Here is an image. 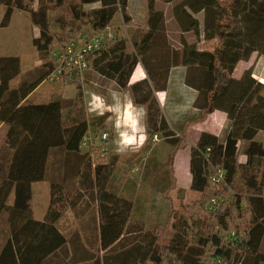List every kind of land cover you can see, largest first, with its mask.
I'll use <instances>...</instances> for the list:
<instances>
[{"label":"trees","instance_id":"16d2710c","mask_svg":"<svg viewBox=\"0 0 264 264\" xmlns=\"http://www.w3.org/2000/svg\"><path fill=\"white\" fill-rule=\"evenodd\" d=\"M82 1L102 4L91 12L92 26L96 30L106 28L119 7L125 9L127 5V0ZM21 2L0 0V6H7L4 23L10 20L14 8L22 6ZM185 6L205 13L204 31L213 39L210 51L202 53L209 59L212 76L209 87H199L186 79L199 91L195 105L204 117L219 109L225 111L230 120L225 137L204 132L192 148L191 189L202 193L201 199L194 202L195 207L190 212L180 211L173 205L168 220L150 230L134 229L131 223L133 202L111 188L116 171L114 164L94 165L90 154H81L88 121L77 119L65 126L61 99L47 103L23 102L47 78L54 63L50 62L51 70L45 78L10 90V81L20 72V59L3 56L0 57V121L9 129L6 150L0 149V221L6 220L8 231L0 248V264H50L52 260L61 264L64 261L60 262L61 253L67 255L68 244L73 246V240L69 241L57 225L67 206L78 217L84 215L83 208L89 211L93 207V216L97 217L93 232L98 229V235L96 245L88 243L89 248L81 247L80 254L73 249L69 262L64 261V264L84 261L87 264H259L264 261L261 252L264 163L255 168V162L264 158V145L255 140L264 129V95L261 93L264 83L252 76L251 69L239 79L233 77L241 60H248L254 52L264 54V0H187ZM149 9L151 28L145 41L164 24V14L154 12L151 5ZM187 14L191 16L190 11ZM39 25L41 37L36 42L41 50L51 44L53 33L47 23L40 21ZM138 62L136 56L125 53V42L120 40L98 51L90 65L125 87ZM68 80L73 81L68 78L64 84ZM242 141L248 143L246 164L238 159V144ZM58 147L77 157L80 163L83 158V163L76 167L77 192L72 196L68 192V177L53 180L46 215L43 220H36L30 204L32 184L45 179L50 150ZM171 158H174L173 152ZM219 168L225 172L221 185L231 189L233 197L219 204L216 201L207 209L212 199L205 192L213 187V177ZM175 188L176 185H172L167 193ZM12 195L13 202L9 203ZM86 197V204H82ZM244 202L247 211L243 208ZM168 230L173 231V235L167 242ZM207 254L217 262L207 261Z\"/></svg>","mask_w":264,"mask_h":264},{"label":"rangeland","instance_id":"374dc122","mask_svg":"<svg viewBox=\"0 0 264 264\" xmlns=\"http://www.w3.org/2000/svg\"><path fill=\"white\" fill-rule=\"evenodd\" d=\"M186 1L127 0L125 9L120 6L109 23L116 35V40L109 43L107 47L116 41L123 40L125 53L136 56L147 71L148 79L134 85L128 83L127 86L122 87L116 80L103 76L91 66L82 79L68 80L69 82L65 84L62 82L53 83L45 79L29 101V103H47L61 99L64 105L63 121L65 126L72 125L77 119L88 121L89 128L81 142V154H90L94 165L114 164L116 171L112 178L111 188L122 196H131L136 199L137 208L132 215L133 227L136 230L147 231L157 223H165L173 205L180 211L190 212L191 208L195 207L194 202L202 197V193L192 189H187V191L177 189L167 193L168 188L174 184L187 185V180L182 173L187 157L183 147L185 140L183 130L185 124L191 120V116L185 120L174 117L170 120V125L164 118L163 109L158 99L162 95L160 88H166L169 81L175 77L180 79V75L183 84L188 87L187 91H193L192 86L187 83V78L188 81L190 80L203 88H208L212 81L209 59L202 55V53L210 51L213 43V39L208 38L204 31L205 13L192 11L185 6ZM21 3L22 6L14 8L10 20L6 23L3 20L7 6H0V57L17 56L20 59V72L10 81V90L18 88L23 83H35L41 78H45L51 70L50 62L54 63L55 61V53L65 44L76 40L81 46L84 36L90 35L96 30L92 26L91 12L102 6L100 2L85 3L82 0H22ZM150 5L154 12L164 14V24L160 30L151 34L148 41H145V37L150 35L151 28ZM187 11L191 12V16L187 14ZM40 21L47 23L53 33L51 44L48 48L41 50L40 44L36 42L41 37ZM147 44L149 45L147 46ZM247 67L253 71L252 76L258 82L264 81L263 53L254 52L248 60H241L233 72V77L241 78ZM194 89L198 91L196 88ZM93 93L101 96L105 105L112 106L114 109L119 108L120 112L105 111L102 116L95 112H89L87 110L88 102ZM261 93L264 95V90ZM129 103L134 106L129 110L139 116L141 123L145 125L148 140L138 152L129 149L124 153H119L115 147L111 146L110 142L115 140L114 125L117 115L123 117L124 106ZM169 105L175 107L173 109L180 107L176 103ZM192 111L195 112L194 118H200L202 113L193 109ZM189 113L191 114V110ZM8 129L9 126L0 121V149L6 150L5 142ZM104 133L108 134L106 139L103 138ZM187 136L188 140L185 143L188 144L189 138L190 142L192 141V134ZM260 139L264 142V131L261 133ZM241 143L242 148L246 149L248 143L247 145H244V141ZM176 146H179V152L178 148L174 149ZM80 161L83 163V158ZM82 163L77 157L67 153L63 147L50 150L45 179L32 184L30 204L33 213L35 212L34 217L42 216L40 214L45 212L47 204L50 205L51 182L53 180L60 181L62 177H68V183L66 182L68 192L71 196L77 192L79 176H77L78 168L76 167ZM263 163L264 158L258 159L255 162V168L258 169ZM71 167H75L74 170ZM67 168L70 170L67 171ZM175 174L177 181L174 180ZM205 193L211 199H216L219 204L222 201H231L234 192L226 185L214 182L213 187L207 189ZM11 197L9 203H12ZM87 197L82 204H86ZM150 198H153L157 204L153 211H149L145 206L146 201ZM213 205L214 203L210 200L207 209H211ZM247 207L244 202L245 211H247ZM91 209L86 211V208H83L84 215L82 216H86L89 224L95 227L97 226V217L93 216ZM74 216L78 215L67 206L58 223L65 231L69 241L73 240V249L77 254H80L82 240L96 245L98 229L96 232L74 230V226H72ZM246 217L247 220L250 219L249 214ZM77 219L80 220V218ZM76 223L77 228H79L78 226L84 228L90 226ZM208 223L209 219L206 217V224ZM69 224L71 225L70 230H68ZM0 225L3 226V229L5 227L8 229L5 219H1ZM3 229L0 230V245L7 237V231ZM172 235L173 231L168 230L165 241L168 242ZM206 260L212 263L217 262L211 254H207ZM81 263L86 264V261ZM259 264H264V261Z\"/></svg>","mask_w":264,"mask_h":264},{"label":"crops","instance_id":"0c3cea01","mask_svg":"<svg viewBox=\"0 0 264 264\" xmlns=\"http://www.w3.org/2000/svg\"><path fill=\"white\" fill-rule=\"evenodd\" d=\"M139 65H142V63L138 62L137 65L135 66L134 71L132 73V76L130 78V82H129L130 85H134L138 82L146 80L143 78V73H142ZM143 68H144V66H143ZM247 69H248V67H247ZM179 77H180V79L175 77V79L170 80L166 88H160L162 95H160L158 98H159L160 106L163 109L164 118L168 121V123L170 125H171L170 120H172L174 117H176V119L185 120L191 116L190 117L191 120L189 121L188 124L187 123L185 124V126H184L185 129L183 130V133H184L183 136L185 139L183 141V143H184L183 147H184V151L187 153V157L185 159L186 165H185L182 173L187 180V185L183 186V185L175 184L176 188L173 190V191H175L177 189H183L184 191H187V189L188 190L191 189L192 180H193V175H192V171H191V151H192V148L197 145L202 133H204V132L215 134V135L219 136L220 138L225 137L226 132L228 131L229 126H230V120L228 118V114L225 111L219 110V109L213 111L212 113H210L209 115L204 117L201 109L195 105L196 99L198 97V91H196L192 87H191V89L193 91H187L188 87L185 84H183V82H182L183 80H182L181 75ZM43 83H44V81L41 84H39L23 102L29 103L31 96L35 92L38 91V89L40 88V86ZM169 85H170V87H169ZM194 91H195V93H193ZM187 92H189L188 93L189 95L187 94ZM191 93H193V94H191ZM170 94L174 95L176 98L172 97ZM193 98H194V103H193ZM34 103H36V102H34ZM37 103H39V102H37ZM171 103H176V104L180 105V107L178 109H173L175 107H173V106L171 107L169 105ZM141 107H143V106H141ZM192 109L196 110L197 112L202 113V114H200V118L197 119V118L193 117V114H195V112H193ZM190 110H191V114L189 113ZM139 112L141 113V110ZM225 114H227V122L225 120ZM194 122H195V124H193ZM2 123H5V122H2ZM191 129H193V131H191ZM221 129H222V131H221ZM263 131H264V129L258 132V134L255 137V140L262 142L264 144L263 140L260 139V135ZM188 134L189 135L192 134V141L190 142V138H189V141L187 144V143H185V141L188 140V136H187ZM118 139H119V137H118V133L116 131L115 140H113V141L111 140V142H110L111 146L115 147L116 149H117L116 141ZM180 142H181V140H180ZM241 144H242L241 142L238 144V159H239L240 163L246 164L248 161V156L246 154V149H243ZM244 145H247V142H245ZM175 148L176 147H174V149ZM177 148H178V152H179V150H180L179 146ZM174 180L177 181L176 174L174 176ZM124 197L130 199L133 202V210H132V215H133L134 210L137 208L136 199L132 198L131 196H126V195ZM11 198H12V202H13L14 195H12ZM145 206L147 207L146 209H148L149 211H153V209H156L157 204H155V202L153 201V198H150L146 201ZM46 207L47 208H46L45 212L40 214L42 216L34 217L36 220H43V218L46 215V212L48 210L49 205L47 204ZM33 215L35 216V212L33 213ZM73 218H74V221L72 223V226H74L73 227L74 230L93 232L94 226L92 224H89L88 219H86V216H84V217L83 216H80V217L74 216ZM77 218H80V220H78ZM76 222H79V223L85 224V225H90V226H87L85 228L82 226H78L79 228H77ZM131 223L133 224L132 217H131ZM57 225H58L59 229L64 234H66L65 231L63 230V228H61V226L59 225V223H57ZM70 226L71 225L69 224L68 230H70ZM7 228H8V226H7ZM2 229H3V226L0 225V230H2ZM4 229H6V227ZM5 231H8V229H6ZM67 238H68V236H67ZM81 242H82L80 244L81 247H83L85 250L89 248V244L87 241L82 240ZM1 245H2V243H1ZM1 245H0V248H1ZM261 249H262V252L264 253V238H263V241L261 244ZM72 252H73V246L71 244H68V254L65 255V253H61L62 254L61 256L63 257V259H61L60 262L62 260H64L65 263H68L72 254H73ZM63 262L61 264H64ZM87 263L88 262H86V264ZM50 264H57V261L52 260Z\"/></svg>","mask_w":264,"mask_h":264},{"label":"built area","instance_id":"2783aa9c","mask_svg":"<svg viewBox=\"0 0 264 264\" xmlns=\"http://www.w3.org/2000/svg\"><path fill=\"white\" fill-rule=\"evenodd\" d=\"M115 40L116 35L108 25L102 30H95L94 33L85 35L81 46L76 40L70 41L55 53L54 66L46 79L53 83H64L68 78L82 79L85 73L91 68V58ZM107 136V133L103 134L104 139ZM224 175V170L221 168L217 169L216 175L213 177L214 182L222 183L224 181ZM212 202L215 204L216 199H212Z\"/></svg>","mask_w":264,"mask_h":264},{"label":"clouds","instance_id":"9594fccd","mask_svg":"<svg viewBox=\"0 0 264 264\" xmlns=\"http://www.w3.org/2000/svg\"><path fill=\"white\" fill-rule=\"evenodd\" d=\"M139 67L141 68V71L143 73V78L148 79V73L143 68V65H139ZM261 83H264V81H261ZM133 107L134 106L129 103L124 106L123 117L117 115V120L114 127L119 137V139L116 141L117 151L119 153H124L129 149L134 152H138L144 147L148 140L147 130L145 125L141 123V118L137 116L133 111L129 110ZM87 110L89 112H95L100 116L104 115L105 111H115L117 113L120 112L119 108L114 109L112 106L105 105L103 103V98L96 93L92 94V98L88 102ZM225 120L227 122V114H225Z\"/></svg>","mask_w":264,"mask_h":264}]
</instances>
